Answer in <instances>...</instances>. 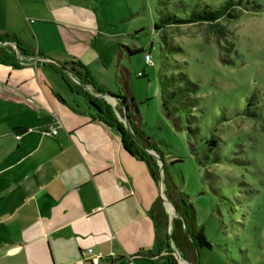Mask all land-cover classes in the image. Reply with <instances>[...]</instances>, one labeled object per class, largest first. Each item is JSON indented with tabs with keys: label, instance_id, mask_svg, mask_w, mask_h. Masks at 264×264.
I'll return each mask as SVG.
<instances>
[{
	"label": "crops",
	"instance_id": "1",
	"mask_svg": "<svg viewBox=\"0 0 264 264\" xmlns=\"http://www.w3.org/2000/svg\"><path fill=\"white\" fill-rule=\"evenodd\" d=\"M0 34L28 53L0 63L14 99H0V264H91L88 248L113 256L99 264H163L160 179L51 65L71 78L79 61L107 92L104 1L0 0Z\"/></svg>",
	"mask_w": 264,
	"mask_h": 264
},
{
	"label": "rangeland",
	"instance_id": "2",
	"mask_svg": "<svg viewBox=\"0 0 264 264\" xmlns=\"http://www.w3.org/2000/svg\"><path fill=\"white\" fill-rule=\"evenodd\" d=\"M103 1L109 14L105 87L115 98L111 106L117 105L121 87L114 79L121 51L139 129L162 155L211 245L199 249V264H264V0H232L236 15L219 20L218 29L199 23L168 26L161 19L225 0ZM2 36L6 40L0 45L14 49V42ZM121 45L142 50L128 54ZM146 53L151 64L144 61ZM180 73L196 85L194 91L185 87ZM176 85L182 95L176 92L168 102V116L162 94ZM162 178L159 171L168 237L176 213ZM171 248L180 264L172 242ZM183 260L181 264H191Z\"/></svg>",
	"mask_w": 264,
	"mask_h": 264
},
{
	"label": "trees",
	"instance_id": "3",
	"mask_svg": "<svg viewBox=\"0 0 264 264\" xmlns=\"http://www.w3.org/2000/svg\"><path fill=\"white\" fill-rule=\"evenodd\" d=\"M235 7L232 0H225L218 6H193L191 10L184 16L166 15L161 19L163 25H182L190 23L206 24L209 28L217 27L218 22L222 18H232L236 14H233L231 10ZM156 28V24H154ZM216 29V28H215ZM5 37L0 34V42H4ZM10 41V40H9ZM15 47L11 49L7 46L0 45V63H12L14 60L15 50L23 54H28L24 49L20 47V44L16 40H12ZM122 48L127 50L128 54L139 52L141 48L129 49L127 46L121 45ZM39 53H37L38 55ZM121 57V51H118V58L116 61V68L114 79L117 84L121 87L118 88V95L115 96L118 99V103L113 108L103 98L95 96L84 89L86 85H89L94 92L107 93L102 89L93 77L89 74L86 67L79 61H72L71 63L77 67V69L71 74L77 79L78 83H75L70 77L65 75L64 71L71 72L72 69H68L65 65L60 64L59 66L51 64L61 74L64 82L70 90L80 92L84 94L92 107L95 108L97 117L107 125L115 127L121 135V143L123 148L128 151L131 155L136 156L144 160L147 164L149 172L154 179L159 178V167L157 159L151 155L147 150H153L162 159V155L157 151L156 147L152 142L149 141L148 137L145 136L139 129L140 116L137 110L135 101L132 99L130 90L127 87V70L120 64L119 58ZM143 73L140 72V75ZM180 80L185 84L186 88L195 90L196 85L192 83L187 77L180 73ZM173 79V78H170ZM169 86V85H167ZM176 90L171 88H165L162 94L163 102L162 107L166 111V115H170L168 110V102L172 100L175 93L182 95V89L179 85H176ZM129 97V99H127ZM0 99L3 100H14L12 97L0 92ZM110 99V98H109ZM185 102V101H184ZM181 101V104L184 105ZM172 110H176L177 106H172ZM116 112L120 114L122 118L126 119V124L121 122ZM163 178L162 183L164 185V192L168 200L172 203L175 209L176 217L171 221V230L168 237L161 239V248L165 251L163 255V264H177L176 259L172 255L171 242L179 252L182 259L190 262L191 264H199V249L210 248V243L205 239L203 235L202 227L195 224L193 208L190 202L186 199V195L177 188L169 174L165 169V165L162 162ZM169 214L172 215V206L169 203ZM158 215L156 214V217ZM164 214L161 212L160 217ZM158 223L164 227V220L157 217ZM182 259H180L182 261ZM183 260V261H184ZM123 261L119 260L117 264H122ZM181 264V263H180Z\"/></svg>",
	"mask_w": 264,
	"mask_h": 264
},
{
	"label": "built area",
	"instance_id": "4",
	"mask_svg": "<svg viewBox=\"0 0 264 264\" xmlns=\"http://www.w3.org/2000/svg\"><path fill=\"white\" fill-rule=\"evenodd\" d=\"M2 42H0L1 44ZM4 44V43H2ZM14 45V44H13ZM13 47V46H12ZM144 61L146 64H151V59H150V55L148 53H146L144 55ZM138 75H140V72H138ZM71 79L75 82L78 83L77 79L75 77H71ZM85 87H89V92L95 96L101 97L104 100H107L109 103H111V105L114 107V101L115 98L113 97H109V95L107 93H99V92H94L93 89L89 86L86 85ZM110 98V99H109ZM57 133L56 127L54 125H49L46 128H44L42 130V134L46 135V136H53ZM16 138H18V135H16ZM85 254L87 256V260L91 263V264H99V262L104 259V258H113L112 255H108V256H104L102 253L97 252V253H92V249L88 248L85 251Z\"/></svg>",
	"mask_w": 264,
	"mask_h": 264
},
{
	"label": "water",
	"instance_id": "5",
	"mask_svg": "<svg viewBox=\"0 0 264 264\" xmlns=\"http://www.w3.org/2000/svg\"><path fill=\"white\" fill-rule=\"evenodd\" d=\"M108 95H109V97H113L110 94H108ZM123 122L126 124V119L125 118L123 119ZM147 151L157 159L159 171L161 172L162 171V160L158 158V155L153 150H147ZM160 181H161V179H160ZM178 258H180V255L179 254H177V259Z\"/></svg>",
	"mask_w": 264,
	"mask_h": 264
},
{
	"label": "bare ground",
	"instance_id": "6",
	"mask_svg": "<svg viewBox=\"0 0 264 264\" xmlns=\"http://www.w3.org/2000/svg\"><path fill=\"white\" fill-rule=\"evenodd\" d=\"M179 262L181 263V260H179Z\"/></svg>",
	"mask_w": 264,
	"mask_h": 264
}]
</instances>
